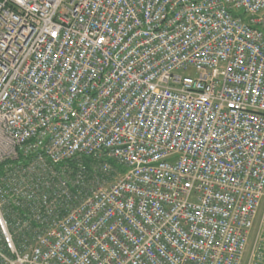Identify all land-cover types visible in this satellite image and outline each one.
<instances>
[{
	"label": "built area",
	"instance_id": "2783aa9c",
	"mask_svg": "<svg viewBox=\"0 0 264 264\" xmlns=\"http://www.w3.org/2000/svg\"><path fill=\"white\" fill-rule=\"evenodd\" d=\"M263 199L264 0H0V264H240Z\"/></svg>",
	"mask_w": 264,
	"mask_h": 264
},
{
	"label": "rangeland",
	"instance_id": "374dc122",
	"mask_svg": "<svg viewBox=\"0 0 264 264\" xmlns=\"http://www.w3.org/2000/svg\"><path fill=\"white\" fill-rule=\"evenodd\" d=\"M263 202H264V199L262 200V207L259 208L258 214H257V216L255 218L254 227L251 230L250 238H249L248 244H247V246H246V248H245V250L243 252L240 264H255V262H256V264H259V258H257V254H256L257 252L256 251L255 252L252 251V246H253V243H254L256 232L258 231L257 227H258V225L260 223L259 221H260V218H261V213L263 211ZM261 264H264V262L261 263Z\"/></svg>",
	"mask_w": 264,
	"mask_h": 264
}]
</instances>
